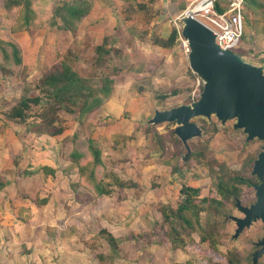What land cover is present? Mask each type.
Wrapping results in <instances>:
<instances>
[{
    "label": "rangeland",
    "instance_id": "1",
    "mask_svg": "<svg viewBox=\"0 0 264 264\" xmlns=\"http://www.w3.org/2000/svg\"><path fill=\"white\" fill-rule=\"evenodd\" d=\"M178 25L181 27L182 22ZM0 29V39L6 41L9 35L3 30L7 31L8 26L4 23ZM172 29L176 27L167 20L158 34L148 33L143 27L134 35L115 33L107 41V47L119 48L110 56L112 61L104 72L118 75L114 93L121 97L111 99L108 108H100L89 118L80 148L85 149L93 127L100 126L104 131L107 126H116L119 144L132 148L121 156L129 155L131 163L137 159L138 165L120 172L121 180L128 187H116V180L111 178L104 184L112 193L91 198V202L90 194L73 190L72 184L78 181L77 171L69 170L70 163L64 160V153H70L71 147L63 150L65 142L61 145L45 134L38 114L46 105L42 106L41 102V107H33L24 123L6 117L23 96L39 93L37 83L58 58L67 57L83 76L95 75L93 55L88 51L90 42L79 49L77 56L61 49L58 52L56 37L51 36L54 44H48L40 29L28 37L27 49L22 50L26 63L21 65H16L11 56L6 58L0 49V173L10 183L0 191L5 204L0 209V264H224L221 254L239 251L245 257L252 256L256 250L254 243L264 236V225L258 220L233 238L236 226L228 217H243V214L231 202L223 201V206L217 207L212 215L204 211L199 214L201 228L204 230L210 224L218 236V252L208 258L202 256L204 244L201 250L186 253L172 250L161 238L160 209L176 206L182 184L193 181L202 186V197L220 199L216 185L232 175H242L256 183L257 178L251 174L253 162L264 144L257 139L247 142L241 130L233 129L234 121L221 124L214 116L200 117L193 122L201 129V135L187 142L190 151L187 156L186 147L173 133V123H148L155 110L189 104L199 98L202 90V82L198 86L179 37L166 50L152 51L135 44L139 40L150 44L154 38L167 42ZM257 36L253 41L245 37L239 47L247 52L242 58L245 62L264 68V41H257ZM66 39L76 40L72 35ZM6 52L11 53L7 47ZM118 66L122 70L127 68L128 72L117 73ZM144 70H153V73ZM58 115L64 127L74 125L73 131L75 116L64 110ZM125 133L132 134V140L128 141ZM105 136V143L101 141L105 144L103 155L110 157L107 150L112 145L107 142L108 134ZM176 138L179 142L172 148L176 151L175 165L179 171L172 172L171 167L157 163L159 140L166 144ZM142 141L144 144L139 147ZM168 148L169 156L173 149L170 145ZM193 152L201 154V158L190 165ZM46 158L54 165L50 168L52 173L47 175L43 170ZM7 159H14L13 164H7ZM235 185L243 205L248 206L255 200L253 187ZM102 230L118 238L117 254L109 250L100 235ZM197 233L193 234L195 238ZM257 264H264V256Z\"/></svg>",
    "mask_w": 264,
    "mask_h": 264
},
{
    "label": "trees",
    "instance_id": "2",
    "mask_svg": "<svg viewBox=\"0 0 264 264\" xmlns=\"http://www.w3.org/2000/svg\"><path fill=\"white\" fill-rule=\"evenodd\" d=\"M0 4L6 10V13H0V25L4 26L5 23L8 26V30L3 31L9 35L6 41L0 39V49L5 53L6 58L11 56L16 65L26 62L20 45L11 36L16 33L26 32L31 37L33 32L40 29L54 33L55 36L63 40V43L67 44L56 43L55 46L58 52L61 49L77 56L79 50L74 45H71V40L69 41L66 38L69 35L75 38L79 24L89 14L91 6L87 1L56 0L51 13H37L33 7L32 0H2ZM244 5L249 6L248 0H245ZM149 8L146 4H143L140 10L150 13ZM217 9L221 11L219 6H217ZM167 20H169L168 17ZM243 20L244 32L240 43L245 37L253 41L255 35H258V38L259 34L264 32V13L244 12ZM256 24H260L261 27L255 29L254 25ZM246 25L252 29L249 28L248 30ZM160 26L154 25L152 28L153 33L158 34ZM1 31L0 29V33ZM113 35H105L99 44L92 48V65L95 66L97 71L95 75L91 77L83 76L71 65L67 57L65 59L63 57L58 58L52 64V67L42 74L41 79L37 83L39 93L33 97L23 96L6 115L7 119L11 121L24 123L31 116L29 114H31L30 111L33 107H41V102L42 106L46 105V109L42 108V111L38 114L42 126L45 128V134L49 137H60L66 134L63 138V142H65L63 150L66 149V146H70L71 152L68 154L64 153V160L70 163L69 170L76 169L78 176V181L72 184L73 190H82L84 194H90L89 202H91V198L106 197L112 193L111 189H109L110 187H106L104 184L111 178L114 181L116 180V187H128L126 182L121 180L120 172H126L130 170L127 167L138 165L137 159H132L133 163H131L132 161L128 159L129 155L121 156L123 152H130L132 148L126 149V147L121 146V143L119 144L120 141L119 139L117 140V137L119 138L120 136L119 133L113 134L112 139L109 138L107 141L111 142L112 145L107 150L110 151V157L103 155L105 135L108 133L111 135L112 130L106 129L107 131H102L100 129L96 131L98 127H93L90 137L87 140L85 139L86 141L83 139L86 143L85 149L80 148L81 139L84 138V132H86V127L89 125V118L108 102L115 92L116 77L118 75L104 72L107 70L109 62L112 61L110 56L113 53H117L119 48L116 46L107 47V41L111 40ZM177 37V30L172 29L167 42L156 38L152 42L154 45L166 50L172 46ZM239 46L234 52L244 58L247 52L242 51ZM6 47L10 49V55L6 52ZM122 68L116 67L117 73L124 74L127 71V68L123 70ZM112 69L115 70V67H112ZM142 72L153 73V70H144ZM61 110L75 116L74 122L76 125L73 131V124L68 127L61 125L63 121L60 120L58 115ZM125 136H127L128 141L133 138L132 134L125 133ZM101 141H104V143ZM175 142H179V140L177 138L172 141L169 140L166 144L159 140L160 156L157 162L165 168L171 167L172 172L179 171V167L177 164L175 165L176 151L172 148ZM140 144L139 147L143 146L144 141ZM169 145L173 151L168 156ZM133 150L136 151V148L134 147ZM200 158L201 154L193 152L189 157L190 165L193 164L192 162L198 163ZM43 170L46 175L52 173V169L47 167H43ZM228 181H231V183L226 184L225 182ZM9 184L0 174V189H4ZM235 184L253 186L251 179L242 175H232L227 181H219L217 183L216 193L220 198L217 199L213 196L202 197V186L197 185L193 181L182 184L179 189L180 198L176 206H164L160 209L158 227H160L159 231L161 232L162 240L169 244L172 250H181L186 253L192 249L201 250L204 244L203 258H208L211 254L217 253L218 236L215 235L210 224L204 230L201 228L199 214L202 211L208 215L216 213L217 207L223 206V201L231 202V204L235 203L236 199L240 197L239 188ZM195 231H198L197 238L193 236ZM100 235L104 237L109 250L117 254L118 238L105 230H102ZM219 257H221V261L224 264H252V256L248 255L245 257L239 251L221 254ZM99 258H102L101 255ZM186 264H192V262H187Z\"/></svg>",
    "mask_w": 264,
    "mask_h": 264
},
{
    "label": "water",
    "instance_id": "3",
    "mask_svg": "<svg viewBox=\"0 0 264 264\" xmlns=\"http://www.w3.org/2000/svg\"><path fill=\"white\" fill-rule=\"evenodd\" d=\"M181 36L188 43L189 68L202 82L199 98L189 104L155 110L148 123H174L173 133L186 147L187 156V142L201 135V129L193 122L200 117L214 116L221 124L234 121L233 129L241 130L247 142L257 139L264 143V68L245 62L234 52L220 50L213 32L190 16L182 19ZM251 174L259 182L254 186L255 200L249 206L236 201L243 217H231L236 225L233 238L258 220L264 225V144ZM255 246L258 250L252 254V264L264 256V236Z\"/></svg>",
    "mask_w": 264,
    "mask_h": 264
},
{
    "label": "crops",
    "instance_id": "4",
    "mask_svg": "<svg viewBox=\"0 0 264 264\" xmlns=\"http://www.w3.org/2000/svg\"><path fill=\"white\" fill-rule=\"evenodd\" d=\"M1 1L2 0H0V3ZM55 1L56 0H32L33 7L37 11V13H51ZM58 1H66V0H58ZM77 1H87L88 4L91 6V10L89 14L79 24L77 34L74 38L76 40L75 41L73 40V42H71V45H74L77 48V50H79L82 48L83 45H85V43L89 44L90 42V47H88V51L92 53L91 52L92 48L96 44H99V42L105 35H111L115 33H119V35H123V34L125 35L130 32L134 35L136 34V31L138 29H141L143 27L146 28V30L147 29L149 30L148 33L150 32L153 33L152 28L154 27V25H163L166 22L167 17L169 18L168 22H172L174 18L179 16L192 2L196 0H77ZM248 3L249 6L246 5L244 6L245 13H264V0H248ZM143 4H146L148 8L150 7L149 8L150 13H148L145 10H140ZM0 13H6V10L3 7H1V4H0ZM254 26L255 29H259L261 27L260 24H256ZM246 28L249 30L250 26L246 25ZM36 31H40V30H36ZM40 32H42V38L47 37L48 44H54L51 43V39H50L51 36H53V38L56 37L55 41L57 43H62L60 39L54 35V33L47 30H41ZM11 37L14 40H16V42L20 45L22 50L27 49L28 42H30L28 39L29 37L28 33L20 32L13 34ZM260 39L264 41V32H262V34H259L257 41ZM92 41H94V43H92ZM139 41L135 44H140V46H144L145 48L151 49L152 51H154L155 49L157 51L162 50V48L154 45L153 42L148 44L146 41L143 40H139ZM49 47H51V45ZM116 94L117 93H114V95L110 98V100L106 102L101 107V109L108 108L107 105L109 104L111 99L115 97L120 99L121 95L115 96ZM97 127L98 128L96 131L102 128L100 126ZM107 129L112 130L111 135L108 133V136L110 138L113 137V134L118 133L115 130H119L116 128V126L114 127L111 125L107 126ZM65 136L66 134L60 137H49V136L48 137L50 140L52 139L56 143L59 142L62 145V142L64 141L63 138ZM39 154H42V152H40ZM7 160H8L7 164L8 163L10 165L13 164L14 159L12 160L7 159ZM50 162H51L50 158L49 159L46 158V161L44 162L43 166L44 167L48 166L47 168L49 169L54 168L53 167L54 165ZM12 167L13 166H10V168ZM2 190L0 189V191ZM3 206H5V204L3 203V198L1 196L0 209Z\"/></svg>",
    "mask_w": 264,
    "mask_h": 264
},
{
    "label": "built area",
    "instance_id": "5",
    "mask_svg": "<svg viewBox=\"0 0 264 264\" xmlns=\"http://www.w3.org/2000/svg\"><path fill=\"white\" fill-rule=\"evenodd\" d=\"M244 3L245 0H196L192 2L172 21L184 52L186 54L189 52L188 43L181 36V27L178 23H181L182 19L187 16L198 20L213 32L215 43L220 50L234 52L244 32ZM217 6L221 8V11L217 9ZM200 84L198 79V86Z\"/></svg>",
    "mask_w": 264,
    "mask_h": 264
},
{
    "label": "flooded vegetation",
    "instance_id": "6",
    "mask_svg": "<svg viewBox=\"0 0 264 264\" xmlns=\"http://www.w3.org/2000/svg\"><path fill=\"white\" fill-rule=\"evenodd\" d=\"M173 124H174V123H173ZM174 125H175V124H174ZM257 184H259L258 179H257V182H256V183H253V186H252L253 189H254V186L257 185ZM254 192H255V191H254ZM237 200H239V199H236V201H237ZM236 201H235V203H236ZM239 201H240V200H239ZM240 202H241V201H240ZM253 202H254V201H253ZM253 202H252V203H253ZM242 205H243V204H242ZM249 205H250V204H249ZM249 205H248V206H249ZM244 206H245V205H244ZM235 208H236V206H235ZM236 209H237V208H236ZM231 217H236V216H229L228 218L231 220ZM239 218H242V217H239ZM231 221H232V220H231ZM232 222H233V221H232ZM234 224H235V222H234ZM235 226H236V225H235ZM235 230H236V229H235ZM234 233H235V232H234ZM261 239H262V238H261ZM255 243H256V242H255ZM255 243H254V246H255ZM255 247H256V246H255ZM256 250H258L257 247H256ZM256 250H255V251H256ZM255 251H254V252H255Z\"/></svg>",
    "mask_w": 264,
    "mask_h": 264
}]
</instances>
